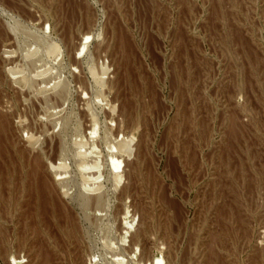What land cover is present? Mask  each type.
Masks as SVG:
<instances>
[{
    "label": "rangeland",
    "instance_id": "374dc122",
    "mask_svg": "<svg viewBox=\"0 0 264 264\" xmlns=\"http://www.w3.org/2000/svg\"><path fill=\"white\" fill-rule=\"evenodd\" d=\"M0 264H264V0H0Z\"/></svg>",
    "mask_w": 264,
    "mask_h": 264
},
{
    "label": "bare ground",
    "instance_id": "6f19581e",
    "mask_svg": "<svg viewBox=\"0 0 264 264\" xmlns=\"http://www.w3.org/2000/svg\"><path fill=\"white\" fill-rule=\"evenodd\" d=\"M64 88V87H63ZM63 90H65V89H63ZM62 92H64V91H62ZM62 120V119H61ZM58 121H60V120H58ZM56 123H57V121H56ZM62 123H63V126H62V124L61 125H59V126H62V128H66V121H63L62 120ZM55 125V124H54ZM64 130V129H63ZM66 131V130H65ZM61 132V131H60ZM62 150V149H61ZM61 153H62V151H61ZM64 153V152H63ZM84 154V153H83ZM113 158V157H112ZM108 162V161H107ZM118 168V165L116 164V162L114 161V159H111V161H110V169H111V171H112V173H113V175H114V178H116V181L118 182L119 181V177H117V173H116V169ZM98 169V164L97 163H91V164H88V162H87V164L85 163V164H82L81 165V177L84 179V180H86V181H93L94 180V178L90 175V176H87V174H86V172L87 171H93V170H97ZM95 172V171H94ZM97 173V172H96ZM99 174V173H98ZM99 184V183H98ZM84 185V184H83ZM93 185H96V184H93ZM89 186H92L91 184L90 185H85V189L87 190V191H99L100 189H101V185L99 184L98 185V187L97 188H95V189H89ZM84 195V194H83ZM80 196V199H81V201L83 202V204H85V203H88L87 202V197L86 196ZM90 197V196H89ZM105 198L107 199V197L105 196ZM89 199V198H88ZM105 199V200H106ZM93 200H95V202L96 203H94L95 204V206H96V208H99V210H104V208L106 207V201L104 200V198H103V196H98L97 197V199H93ZM91 201H92V199H91ZM89 204V203H88ZM87 205V204H86ZM107 209V208H106ZM103 212V211H102ZM107 228V227H106ZM105 231V230H104ZM108 231V230H107Z\"/></svg>",
    "mask_w": 264,
    "mask_h": 264
}]
</instances>
